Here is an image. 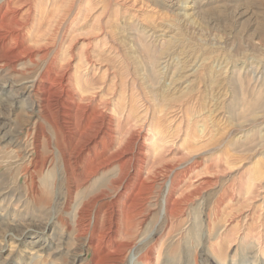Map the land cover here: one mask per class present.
Instances as JSON below:
<instances>
[{
	"label": "rangeland",
	"instance_id": "rangeland-1",
	"mask_svg": "<svg viewBox=\"0 0 264 264\" xmlns=\"http://www.w3.org/2000/svg\"><path fill=\"white\" fill-rule=\"evenodd\" d=\"M11 15L0 264H264V0H0ZM129 188L147 199L124 231Z\"/></svg>",
	"mask_w": 264,
	"mask_h": 264
},
{
	"label": "bare ground",
	"instance_id": "bare-ground-1",
	"mask_svg": "<svg viewBox=\"0 0 264 264\" xmlns=\"http://www.w3.org/2000/svg\"><path fill=\"white\" fill-rule=\"evenodd\" d=\"M8 1V0H7ZM12 2V1H11ZM11 2H8V3H6V4H8L7 5V8H6V10L5 11H8V10H12L13 9V7L11 6ZM3 12H4V10H3ZM14 12H15V10H14ZM21 26H23V23H21L17 18H16V16H14V15H11V17H9V18H5V17H3L2 16V18L0 19V39L1 38H3L4 36V33H5V31H6V35L7 34H9V32L12 30V32L14 31V32H19V27H21ZM4 32V33H3ZM11 33V32H10ZM12 37H13V34H12ZM19 37V35L17 34V35H15V37H13L12 38V40H15L16 38H18ZM6 44V43H5ZM7 55L6 54H2L1 55V57L2 58H5ZM9 56V55H8ZM1 62V61H0ZM6 62V61H5ZM10 62V61H9ZM59 80L57 79V77L55 76L54 77V83L55 82H58ZM30 87V86H29ZM32 87V86H31ZM42 88H39L38 89V91L39 90H41ZM44 90V89H43ZM43 108H42V112H46L47 111V113H49L50 111H49V109L48 108H50L51 106H50V102H49V100L47 99V103L44 105V106H42ZM78 112V111H77ZM84 115V114H83ZM74 118H75V115H74ZM75 122H78L77 120H75ZM88 127H91L90 126V124L88 125ZM76 130L77 131H81L82 129H80L79 128V125H77L76 126ZM56 132L59 134V128H56ZM81 135L82 134H80V136L78 137V140L76 141V143H75V145L80 141V139H81ZM75 145H74V150L76 149L75 148ZM74 152V151H73ZM67 153L66 155L68 156V158H66L65 159V166H66V168L70 171V173H71V179H73V178H75L76 176L74 175V173L73 172H75L74 170H75V168H74V165L72 164L73 162H72V158H73V154L74 153ZM45 162H46V159H44V163H43V168H44V166H45ZM88 166V165H87ZM93 167V165H89V168H85L84 169V176L86 177V175L88 174V171L91 169ZM66 169V170H67ZM122 171H123V167H121L120 166V172L122 173ZM120 174V173H119ZM118 174V175H119ZM117 175V176H118ZM163 178H165V176L163 177ZM76 181H78V180H76ZM162 181H164L165 182V180L163 179ZM75 182V181H74ZM164 182H162L161 184H163ZM76 183V182H75ZM166 183V182H165ZM144 184H145V182H144V180H142V182L140 183V188H139V192H141L142 190H143V187H144ZM129 190H130V193H128V195H130L131 193H133L134 192V189L133 188H129ZM139 192H137L136 194H132L133 196V198L132 197H129V200H131V203L129 204V205H127V204H125V203H123L124 204V209L123 210H130V209H133V211H134V216H132L131 218H132V220H126V222H125V220L123 221V220H121L120 219V223L123 225V229H124V231H129V228H131L130 226H135L136 225V220H137V218H136V216H141V215H144V208L146 207V203H144V201L147 199L146 198V195L144 194V195H140V193ZM122 210V214H125V211H123ZM169 215H170V219H171V221L173 220V217L172 216H174L175 214H174V209L172 208V209H170L169 210ZM128 218V216L126 217V219ZM131 221V222H130ZM139 223V222H138ZM173 223V222H172ZM132 226V227H133ZM125 246V245H124ZM123 246V247H124ZM128 246H130V244H128L127 245V247ZM121 248H122V246H121ZM132 248V247H131ZM130 248V249H131Z\"/></svg>",
	"mask_w": 264,
	"mask_h": 264
}]
</instances>
